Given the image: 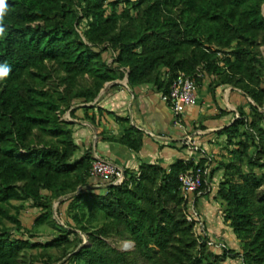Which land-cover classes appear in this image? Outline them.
Returning <instances> with one entry per match:
<instances>
[{"label": "trees", "instance_id": "16d2710c", "mask_svg": "<svg viewBox=\"0 0 264 264\" xmlns=\"http://www.w3.org/2000/svg\"><path fill=\"white\" fill-rule=\"evenodd\" d=\"M0 34V264H264V0H6ZM241 91L247 106L215 133L226 153L177 160L168 168L125 169L122 185L90 176L92 150L81 157L75 124L97 126L93 103L105 85L170 93L180 73ZM249 99L252 100L249 101ZM223 113V111H222ZM113 115L112 113H109ZM114 138L134 153L144 133L128 117ZM223 138V142L220 139ZM216 163V166H212ZM212 167V168H211ZM201 171V195L212 192L240 251L198 236L187 220L179 176ZM75 197L54 205L62 197ZM35 209L31 226L22 215ZM199 214V213H198ZM200 216V214H199ZM205 228V226H204ZM83 233L88 238L86 246ZM45 238V241H40ZM126 243L132 250H124Z\"/></svg>", "mask_w": 264, "mask_h": 264}, {"label": "crops", "instance_id": "0c3cea01", "mask_svg": "<svg viewBox=\"0 0 264 264\" xmlns=\"http://www.w3.org/2000/svg\"><path fill=\"white\" fill-rule=\"evenodd\" d=\"M209 83V78H205L198 87V105L187 109L181 115V128L175 125L171 105L162 100L163 95L154 87L142 86L130 89L125 79L116 81L97 104L104 112L99 113L97 110L89 112V115L95 114L97 117L96 127L83 120L82 110L76 112L79 120L71 119L69 113L66 115V118H70L75 124L74 136L80 147L77 157H81L86 150L91 149L93 158L112 162L124 170L129 169L135 173L139 172L142 163L158 164L168 168L177 160L190 159V149L183 140L187 134L198 132V136L194 138L196 144L205 152L207 158L212 159L221 149L214 144V134L230 126L235 116L239 117L237 108L247 103L245 101L241 104L236 103L240 99L237 95L242 93L233 87L218 89L213 98ZM79 106L81 105L76 107L82 108ZM116 117H128L130 124L144 133L143 148L139 153H134L112 141L124 135L125 124L117 122ZM207 145L215 146L209 149ZM185 151L189 152L188 156ZM193 157L200 159L204 156L196 154ZM99 186L102 185L95 187L99 188ZM198 213L201 218V213ZM201 221L205 226L202 218ZM216 235L215 240L224 244L225 230ZM211 237L210 240H214V237L213 239ZM227 246L229 247L228 243Z\"/></svg>", "mask_w": 264, "mask_h": 264}, {"label": "built area", "instance_id": "2783aa9c", "mask_svg": "<svg viewBox=\"0 0 264 264\" xmlns=\"http://www.w3.org/2000/svg\"><path fill=\"white\" fill-rule=\"evenodd\" d=\"M202 77L203 73L200 70L193 76L180 73L172 83L170 93L162 96V100L171 105L175 117V125L178 127L182 128L180 123L181 115L184 114L188 108H193L198 105L197 82L198 79ZM196 136H198V132H193L187 134L183 140V143L190 149V158L196 154L205 156V152L200 149L194 140ZM90 176L93 179L100 180L103 185L119 186L122 185L125 180V170L112 162L95 157L92 163ZM179 181L182 184L184 199L189 201L187 220L189 222H196L195 232L198 236H205L204 224L197 212L193 197L197 192L201 195V171L197 170L182 173L179 176ZM201 230H203V234L199 233ZM210 245L218 250L223 247L222 244H215L213 241H211Z\"/></svg>", "mask_w": 264, "mask_h": 264}, {"label": "rangeland", "instance_id": "374dc122", "mask_svg": "<svg viewBox=\"0 0 264 264\" xmlns=\"http://www.w3.org/2000/svg\"><path fill=\"white\" fill-rule=\"evenodd\" d=\"M234 94H236V93H234ZM237 97L240 98L239 102H236L238 104H241L242 101L243 102L246 101L245 97L242 94H238ZM242 106L246 108L247 104L242 105ZM188 109H190V108H188ZM236 118H238V116H236ZM182 121H183V119H182ZM216 138L217 137L215 135L214 142L216 141ZM220 141L223 142V138H221ZM207 146L210 149L212 146L214 147L215 145H212V146L207 145ZM78 153L76 156H79ZM188 153L189 152H186L187 156H188ZM220 153L225 154L226 150L220 149L218 154L215 153V155L214 154L213 155L215 158H217V156H219ZM212 166L213 167L216 166V163H213ZM222 176H223L222 170L218 171L214 175V178L211 182L212 192L210 194H205L204 196H202L198 199L196 209H197V212L201 213V218L205 222V228H204L205 232L207 233V235H210L209 237H211V236L214 237V240H212V241L215 244H222L221 242H217L215 240V239H217L216 234H218V233L221 234V231L225 230V239L223 241L224 244L227 245V243H228L229 248L234 249L236 251H240L241 247H240L239 240L236 238V235L234 234L231 227L228 226L227 224H225V222L223 220L221 202L214 200V197L216 196L217 188H218V185L221 181ZM36 216H37V211L35 209H29L27 212L23 213V215H22L23 224L28 226V227L31 226L34 219L36 218ZM199 233L203 234V230H201ZM211 233H212V235H211ZM45 240H46L45 238H40V241H45ZM132 248H133V245L131 243H126L123 247V249L126 251L132 250ZM217 252L219 253L220 250L217 249ZM224 264H241V261L240 260H227Z\"/></svg>", "mask_w": 264, "mask_h": 264}, {"label": "water", "instance_id": "95a60500", "mask_svg": "<svg viewBox=\"0 0 264 264\" xmlns=\"http://www.w3.org/2000/svg\"><path fill=\"white\" fill-rule=\"evenodd\" d=\"M127 81H128V79L125 78V83H127ZM115 84H116V81H115V82L107 83V84L105 85L104 89L101 91V93L99 94V96L97 97V99H96L93 103H90V104H87V105H81V106H79V107H93V106L97 105L98 102L101 100V98H102V97L106 94V92L109 90V88L112 87V86L115 85ZM250 101L252 102L251 99H250ZM252 103H253V102H252ZM75 108H77V107H75ZM75 108H74V109H75ZM261 111H264V108H263ZM111 186H112V185H102V186H99V187H100V188H103V189H106V188H109V187H111ZM92 188H95V187L80 188L76 193H74V194H69V195H66V196L60 198V199L55 203V205H54V217H55V219H56L61 225H63V223L61 222V220H60V219L58 218V216H57V209H58L59 204H61L62 202L66 201V200H69V199L75 197V196L78 195L79 192L82 191V190H90V189H92ZM80 234L84 237V244H83L81 247L86 246V244H87V242H88V238H87V236H85L83 233H80ZM68 258H69V257H67L66 259H64V260H63L62 262H60L59 264H64V263L67 261Z\"/></svg>", "mask_w": 264, "mask_h": 264}, {"label": "clouds", "instance_id": "9594fccd", "mask_svg": "<svg viewBox=\"0 0 264 264\" xmlns=\"http://www.w3.org/2000/svg\"><path fill=\"white\" fill-rule=\"evenodd\" d=\"M8 6L6 0H0V34L4 33L3 23L4 17L7 14ZM9 74V69L7 67L0 66V80H3Z\"/></svg>", "mask_w": 264, "mask_h": 264}]
</instances>
